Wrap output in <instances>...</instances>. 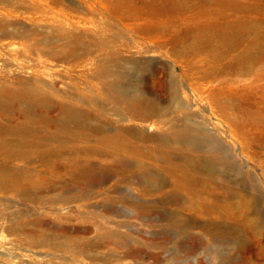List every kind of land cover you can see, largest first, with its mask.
<instances>
[{
    "label": "bare ground",
    "instance_id": "6f19581e",
    "mask_svg": "<svg viewBox=\"0 0 264 264\" xmlns=\"http://www.w3.org/2000/svg\"><path fill=\"white\" fill-rule=\"evenodd\" d=\"M255 5L242 0H0V116L13 123L0 128V191L22 193L32 201L43 198L37 190L44 182L40 175L43 169L36 164L44 160L46 149L32 131L26 133L24 128L33 124L35 127L42 118L48 121L49 113L54 111L59 113L50 119L63 123L79 116V107L53 104L52 98L60 96V92L43 79L41 66L46 67L45 59L83 70L95 66L94 75L102 79L96 83H102L99 88L106 91L102 93L97 88L103 102L118 105L127 113V121L157 116L165 130L180 141L193 133L205 134L200 122L191 117L198 110L186 107L179 99L185 82H204V90H209L206 103L211 116L203 117L214 128L231 134L234 142L228 141L235 149L236 159V145L246 152L264 145V29L259 30L261 22L256 18ZM123 31L140 36L145 48L154 47L176 57L164 86L166 98L172 101L170 105L158 104L147 98L137 84L129 83L132 72L126 66L130 61L125 59L123 48L130 50L138 43L131 36L133 44H125ZM203 97L204 94L198 100ZM164 145L167 150L166 156L161 155L163 166L155 164L154 168H164L175 179V183L168 184L172 191L165 195L175 211L164 218L183 232L204 235L211 243L234 240L236 229L219 227L210 218L192 220L190 215L222 213L228 199L238 196L246 207L256 204L261 198L256 179L242 168L237 171L240 183L228 177L240 185L241 192L217 187L209 173L215 174L212 165L222 160L223 152L213 147L194 148L198 155L195 158H176L171 150L174 146ZM228 162L231 163L230 157ZM237 162L243 164L241 160ZM143 164L138 165L143 188L157 192L167 187L157 181L153 167ZM179 166H185L190 174L178 173ZM246 181L254 184L253 195L246 192ZM44 217L40 215L31 223L12 217V224L0 227L11 235L53 238L59 230ZM250 219L243 221L249 230L264 229L260 217ZM62 233L73 237L68 231ZM105 235L119 243L128 238L116 233ZM246 238L247 235L241 236L243 243ZM116 253L91 258L94 264H131L126 259L128 252Z\"/></svg>",
    "mask_w": 264,
    "mask_h": 264
},
{
    "label": "rangeland",
    "instance_id": "374dc122",
    "mask_svg": "<svg viewBox=\"0 0 264 264\" xmlns=\"http://www.w3.org/2000/svg\"><path fill=\"white\" fill-rule=\"evenodd\" d=\"M242 1L256 4L255 15L261 22L259 30L264 29V0ZM132 33L123 31L122 39L125 44H133V38L138 43L130 46V50L123 48L125 59L130 61L126 66L132 72L129 83L137 84L147 98L156 100L158 104L170 105L172 101L166 98L164 86L176 57L154 47L146 49L145 45L142 46L145 40ZM262 44L264 47V42ZM45 62L46 67L41 66L45 72L43 79L60 92V96L52 98L53 104L79 107L80 113L77 119L63 123L50 119L58 111L50 112L48 121L42 118L35 127L33 124V127L24 128L26 133L32 131L42 148L46 149V157L36 164L43 169L40 175L44 182L37 190L44 197L32 201L22 193L0 191V225L12 224V217L31 223L42 215L59 231L53 238L41 240L37 236L11 235L0 227V264H94L91 257H107L116 252L121 255L128 252L126 259L131 264H264V229L249 230L243 222L255 216L264 221V145L254 146L247 152L236 145V159L235 149L228 141L234 142L231 134L214 128L203 117L204 114L211 116L207 111L209 90H204L206 83L183 84V94L179 99L186 107L198 110L191 117L200 122L205 134L193 133L185 141H180L165 130L164 123L157 116L127 121V113L118 105H113V108L103 102L99 88V85L102 88V83H96L102 79L94 75L95 66L83 70L51 59H45ZM203 94L202 100H198ZM12 125L6 116H0V128ZM164 143L174 146L171 150L176 158H195L198 155L194 148L205 150L213 147L223 152L222 160L212 165L215 174L209 173V179L217 187H230L232 192H241L240 185L232 183L228 177L240 183L237 171L242 168L248 169L256 179L261 198L249 206L250 209L238 196L237 199H228L222 213L190 215L192 220L210 218L219 227L236 229L238 233L234 240L211 243L204 235L183 232L164 218L175 211L165 196L172 191L173 187L168 184L175 183V179L164 168H154L155 164L163 166L162 156H166L167 150ZM229 157L231 163L228 162ZM240 160L243 164L237 162ZM142 163L153 167L157 181L167 187L157 192L143 188L138 167ZM20 167L25 168L24 165ZM177 170L178 173L190 174L185 166H179ZM253 185L250 181L243 183L246 192L252 195L256 193ZM63 231H68L73 237L64 235ZM115 233L128 238L119 243L105 235ZM239 233L247 235L245 243ZM97 243L101 245L99 248Z\"/></svg>",
    "mask_w": 264,
    "mask_h": 264
}]
</instances>
